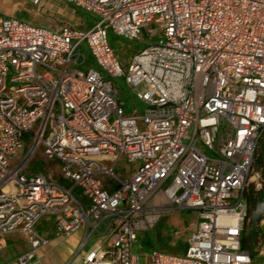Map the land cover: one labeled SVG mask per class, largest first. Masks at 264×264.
I'll return each instance as SVG.
<instances>
[{
  "label": "built area",
  "instance_id": "2783aa9c",
  "mask_svg": "<svg viewBox=\"0 0 264 264\" xmlns=\"http://www.w3.org/2000/svg\"><path fill=\"white\" fill-rule=\"evenodd\" d=\"M64 1L95 24L0 14V236L26 235L19 264L49 244L42 219L95 241L81 264H140L141 233L181 209L199 213L185 252L155 248L146 264H264V0ZM110 32L151 41L125 64ZM120 76L144 113L126 115ZM41 146L62 181L27 173ZM122 156L140 165L109 191L98 174L117 178V163L101 161ZM250 189L262 196L255 256L243 247Z\"/></svg>",
  "mask_w": 264,
  "mask_h": 264
},
{
  "label": "rangeland",
  "instance_id": "374dc122",
  "mask_svg": "<svg viewBox=\"0 0 264 264\" xmlns=\"http://www.w3.org/2000/svg\"><path fill=\"white\" fill-rule=\"evenodd\" d=\"M0 14L6 17L26 20L35 26H43L52 30L74 28L86 31L97 20V17L93 13L81 10L64 0H41L39 5H33L26 0H0ZM143 36V41H132L110 32L109 40L121 55L125 64H127L136 52L151 41V38L145 32ZM84 49L90 55L86 44H84ZM90 62L92 63L93 60H90ZM92 65H94V62ZM113 80L119 89V100L127 110L126 115H132L134 109H138L139 114L144 113L145 104L127 86L125 76L116 77ZM30 146L31 143H28L26 151ZM46 158L45 147L41 146L36 155L31 158L27 173L47 170L54 175L55 179L62 181L63 164L59 161L46 162ZM21 160L22 156L16 160H12L10 162L11 167H14ZM116 160L117 157H108L101 161L106 167H112L117 163L114 170L117 178L99 174L106 188L113 182L117 183L118 179H126L135 171L138 165V162H132L126 156H122L118 162ZM171 180L172 178L169 182ZM75 193L81 195L82 191L80 188H77ZM194 213L195 210L191 209L176 210V212L164 215L152 230L142 232L139 242L135 246V251L140 255V264H146L148 255L155 248L177 253L185 251L187 248L186 241L193 232V226H190V224L196 218ZM55 227V222L52 220L42 219L37 224L36 230L41 234L50 235L55 230ZM177 230L182 231L179 236L175 233ZM25 237L26 235L21 232L9 233L2 236L6 240V243L9 244L2 253L3 264H19L17 258L31 249V244H29ZM29 264H33V262Z\"/></svg>",
  "mask_w": 264,
  "mask_h": 264
},
{
  "label": "crops",
  "instance_id": "0c3cea01",
  "mask_svg": "<svg viewBox=\"0 0 264 264\" xmlns=\"http://www.w3.org/2000/svg\"><path fill=\"white\" fill-rule=\"evenodd\" d=\"M94 66H95V63H94ZM139 165H140V162H138L137 168L139 167ZM137 168L135 169V171L137 170ZM135 171L133 173H135ZM101 175H107V174H101ZM99 176L100 175L98 174V177ZM107 176H110V175H107ZM103 183H104V181H103ZM104 185H105V183H104ZM116 187H117V183H114V182L111 183L109 185V187H107V188L105 185V188L109 191L115 190ZM174 212H176V211H174ZM194 214H195L196 218L190 224V226H193V232L196 230L195 223H197V221L199 219V213L197 211H195ZM177 231H179L180 234L182 232L181 230H177ZM84 233H85L84 230H79V231H77V232H75L69 236H63V235H60L58 233V231L55 227V230L50 235H44L43 234L45 237H47L50 240V242L48 245H46V247L44 246L38 250L37 257H36L37 258L36 261H38V263H36V264H81L83 257L85 256L87 251H89V249L95 243V241L93 240V241H90L85 247H81V242L84 238ZM2 236H0V262L3 264L2 253L4 252L3 250L9 246V244L6 243V240L3 239ZM26 240H27V238H26ZM186 244H187V241H186ZM183 252H185V251H183ZM18 258H17V260H18ZM33 264H35V263H33Z\"/></svg>",
  "mask_w": 264,
  "mask_h": 264
},
{
  "label": "trees",
  "instance_id": "16d2710c",
  "mask_svg": "<svg viewBox=\"0 0 264 264\" xmlns=\"http://www.w3.org/2000/svg\"><path fill=\"white\" fill-rule=\"evenodd\" d=\"M261 198V194H256V192L252 189L248 191L247 200L249 211L248 217L245 221L243 247L247 249L253 256H255L256 239L261 232V228L258 227V223L263 216V211L260 204Z\"/></svg>",
  "mask_w": 264,
  "mask_h": 264
},
{
  "label": "water",
  "instance_id": "95a60500",
  "mask_svg": "<svg viewBox=\"0 0 264 264\" xmlns=\"http://www.w3.org/2000/svg\"><path fill=\"white\" fill-rule=\"evenodd\" d=\"M262 229L264 230V226L262 227Z\"/></svg>",
  "mask_w": 264,
  "mask_h": 264
}]
</instances>
